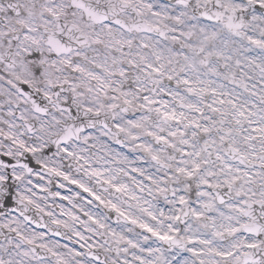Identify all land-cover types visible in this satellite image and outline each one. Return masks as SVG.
<instances>
[{
    "label": "snow or ice",
    "instance_id": "1",
    "mask_svg": "<svg viewBox=\"0 0 264 264\" xmlns=\"http://www.w3.org/2000/svg\"><path fill=\"white\" fill-rule=\"evenodd\" d=\"M0 264H264V0H0Z\"/></svg>",
    "mask_w": 264,
    "mask_h": 264
}]
</instances>
